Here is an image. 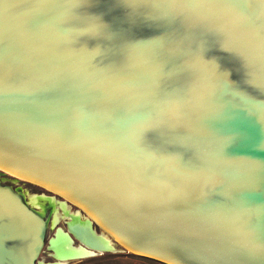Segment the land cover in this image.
I'll list each match as a JSON object with an SVG mask.
<instances>
[{
	"label": "water",
	"instance_id": "1",
	"mask_svg": "<svg viewBox=\"0 0 264 264\" xmlns=\"http://www.w3.org/2000/svg\"><path fill=\"white\" fill-rule=\"evenodd\" d=\"M0 55V169L137 256L264 264V6L0 0ZM54 200L0 183V264L41 263Z\"/></svg>",
	"mask_w": 264,
	"mask_h": 264
},
{
	"label": "bare ground",
	"instance_id": "2",
	"mask_svg": "<svg viewBox=\"0 0 264 264\" xmlns=\"http://www.w3.org/2000/svg\"><path fill=\"white\" fill-rule=\"evenodd\" d=\"M60 198L58 196L54 198V211L57 214L55 222L60 218V207L65 210L64 214L67 218L65 219V228H57L51 237V245L55 247V251L51 254L55 255L58 260L49 264H66L71 259H77L85 255L89 257L106 251L115 252L124 250L106 232L96 229L91 219L85 213L79 209H76V212L70 211L69 205L71 207L73 205L63 198L61 199L64 201H60ZM73 238H76L79 243H85V245L76 242L72 243L71 239ZM40 264L45 263L41 262Z\"/></svg>",
	"mask_w": 264,
	"mask_h": 264
},
{
	"label": "rangeland",
	"instance_id": "3",
	"mask_svg": "<svg viewBox=\"0 0 264 264\" xmlns=\"http://www.w3.org/2000/svg\"><path fill=\"white\" fill-rule=\"evenodd\" d=\"M0 183L2 184H5V185H10V186H13V187H20V188H23V189H27V190H30V191H34V192H37V193H41V194H45V195H48L50 197H54L53 194L54 193H51V192H48L38 186H35L33 185L32 183H29L27 181H22V180H17L15 177H13L11 174H9L8 172L0 169ZM55 198V197H54ZM61 201V200H60ZM59 201V202H60ZM69 210L70 211H73V212H76L77 210V207L73 206L71 207L69 205ZM59 216L60 218L58 219L57 222H55L56 224L53 225L52 227L49 228V231H48V234H47V237H46V240H45V243H44V246L38 256V259H37V262H54L55 259L52 257L51 255V252L48 251V243H49V239L54 235L55 231L57 228H65V219L67 218V216L64 214V209L63 208H59ZM56 213L54 211V217H56ZM76 243H79L78 240H76ZM130 257L131 258H144V257H141V256H137L131 252H129L128 250H123V251H115V252H109V251H106V252H102V253H98L96 255H93V256H89V257H85V258H81V259H71L69 261H67L66 264H70V263H73V262H76V261H79V260H85V259H93V258H100V257H110V258H114V257ZM147 259V258H145ZM150 260V259H149Z\"/></svg>",
	"mask_w": 264,
	"mask_h": 264
},
{
	"label": "crops",
	"instance_id": "4",
	"mask_svg": "<svg viewBox=\"0 0 264 264\" xmlns=\"http://www.w3.org/2000/svg\"><path fill=\"white\" fill-rule=\"evenodd\" d=\"M70 264H163L157 261L145 258H131L130 257H100L93 259L79 260Z\"/></svg>",
	"mask_w": 264,
	"mask_h": 264
},
{
	"label": "snow or ice",
	"instance_id": "5",
	"mask_svg": "<svg viewBox=\"0 0 264 264\" xmlns=\"http://www.w3.org/2000/svg\"><path fill=\"white\" fill-rule=\"evenodd\" d=\"M122 3L126 4L129 7H132L133 9H135V6L137 4H142L144 2H146V0H121ZM151 2L153 3H159L160 0H151ZM254 2L264 6V0H254ZM237 3H240V0H237ZM250 19V17L248 18ZM0 61H2V55H0ZM144 134V130L140 129L137 131V136L138 137H142Z\"/></svg>",
	"mask_w": 264,
	"mask_h": 264
},
{
	"label": "flooded vegetation",
	"instance_id": "6",
	"mask_svg": "<svg viewBox=\"0 0 264 264\" xmlns=\"http://www.w3.org/2000/svg\"><path fill=\"white\" fill-rule=\"evenodd\" d=\"M18 180V179H17ZM22 181H24V180H22ZM30 183V182H29ZM33 184V183H32ZM33 185H35V186H38V185H36V184H33ZM38 187H40V186H38ZM40 188H42V187H40ZM42 189H44V188H42ZM44 190H46V189H44ZM47 191V190H46ZM49 192V191H48ZM53 196H55L54 194H53ZM56 197V196H55ZM60 200L61 201H64L63 199H61L60 198ZM67 205H69L68 203H67ZM73 207V206H72ZM74 208V207H73ZM64 213H65V210H64Z\"/></svg>",
	"mask_w": 264,
	"mask_h": 264
}]
</instances>
